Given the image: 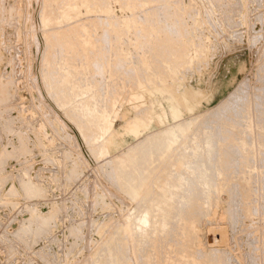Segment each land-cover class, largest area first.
<instances>
[{
    "label": "rangeland",
    "instance_id": "1",
    "mask_svg": "<svg viewBox=\"0 0 264 264\" xmlns=\"http://www.w3.org/2000/svg\"><path fill=\"white\" fill-rule=\"evenodd\" d=\"M71 10L74 12L73 16ZM46 14L55 17L52 18L54 21L45 23ZM72 23L79 24L76 28L80 33L77 29L75 31V27L70 28ZM80 25L82 26L80 27ZM56 26L61 29L58 34L54 30L58 29ZM64 57L65 59H63ZM68 62L70 63L68 64ZM241 66L243 69L238 72ZM69 67H71L70 70H68ZM164 68L165 71H163ZM169 68L171 72H168ZM152 72L154 76L151 75ZM212 78H217L216 81L219 79L218 83L221 79L223 82V84H219L221 91L218 89V83H215V79L213 81ZM210 80L214 82V85ZM227 80H232L229 81V85ZM75 82L76 84H74ZM138 82H141L140 86ZM224 82L228 85L227 87ZM73 85L77 88L74 89ZM212 85L217 86L214 92L211 90L214 96L211 95L209 101L205 100L203 95L207 92L210 93ZM148 86L153 89L155 87L165 89V95L168 97L174 94L180 95L171 97L172 99L182 97L187 92L188 94L186 93L185 96L191 100L192 106L189 104L185 107L182 100L178 102L179 106L182 102L184 105L180 106L182 113L179 118L177 117V123L181 125L183 123L184 131H176L178 132L176 141L173 143L174 145L172 144V148H165L164 155L161 156L158 152L152 155L151 162L149 161L150 163L145 167L144 175L142 174L146 180L141 177V184L140 178H136L138 182L130 181V184L135 182L134 185L132 184L134 190L131 187L128 190L127 177L123 176V172L128 169H124L119 161L117 162L119 159L117 157L133 145L135 151L139 150L141 143L143 145L145 141V143L152 142L155 140L154 137L160 135V131L167 127L170 129L176 124V118L171 122H161L154 118V124L151 127L147 125L151 119L150 112L146 111H150V108L152 111L158 109V103L154 97L145 96L142 93L147 90ZM82 87L83 89H81ZM69 88L70 90H68ZM140 89L141 91H139ZM173 90L175 91L173 92ZM122 91L124 93L132 92H129V96L125 93L126 97V95H122ZM257 92L260 94L258 95ZM117 93L119 95L121 93V97ZM116 94L117 97H115ZM254 94L255 96H253ZM122 96L128 100L125 98L124 101ZM231 97L235 99H231ZM261 98L263 99L261 100ZM227 99L231 100L228 102ZM248 99L253 102V109L256 113L251 111L250 116L253 113L251 117L255 122L254 127L257 125V128H252V133L255 134L254 139L248 132L247 138L252 137V148H247L248 152H246L245 147L244 153L243 148L235 145L233 133L237 130L238 125L236 126V124H239L240 121L244 122L242 119L247 122V114V117L244 115L242 119L238 114L241 113V104ZM232 100L234 101L232 102ZM263 100L264 0H0V264H114V262H116L115 264H170L172 261H174L172 264H190V259L188 261L183 256L187 251L198 259L199 264H214V260H211L213 256L215 264H225L226 261V264H236L237 262V264H264L263 245H261L262 250L260 249V244L264 240L262 237L264 236V225H260L263 221L264 214L262 215L261 211L264 210V204L262 205V199L258 198L259 194L260 198H264L262 193L264 188L261 187H264V174L262 175L264 173V164L262 163L264 162V154H262L264 150V119L259 114L260 110L257 113L258 110L255 109L257 105L261 106L262 103L264 105ZM221 101L223 105L229 106L231 109L223 108ZM257 101L260 104H257ZM224 102H227V105ZM108 103L111 105L109 108L107 107ZM238 103L239 106H235ZM218 107H221V110ZM235 107H237L236 110H240L235 111ZM125 109H127L125 111L127 114L124 112ZM224 109L226 110L223 111ZM212 112L214 113L211 115ZM233 114L235 117L239 116V122ZM106 116H111L113 131L100 132L98 129L103 123L102 119L107 118ZM135 118L138 120L140 118L142 122L145 121L143 127H146L138 130L136 134L138 133L140 136L137 134L136 137V134L132 136L124 132L125 127L133 122L129 123V120ZM190 121L192 122L190 123ZM233 121L234 123L237 121L235 126L232 124ZM259 123L260 126H258ZM188 126L190 127L188 128ZM233 126L236 128L233 129ZM258 128H261V134L256 133ZM143 129L146 130L142 131ZM219 129L223 131L221 132ZM117 131L122 135L120 144L118 147L116 146L117 148L105 149L107 136ZM258 132L260 133V129ZM89 133L93 134L92 138ZM105 133L106 135H103ZM213 135L214 137H212ZM256 135V143L261 141L262 145L253 141L256 139ZM260 135L263 140L260 138L258 140ZM104 138L105 141H103ZM206 140L212 145H209ZM248 140L251 141L249 138ZM253 145L256 146L254 152H252ZM98 146L99 149H97ZM234 146L237 148L235 149ZM260 146L263 147L262 150L259 148ZM218 148H222V150ZM238 148H240L239 151ZM236 150L242 154L240 155ZM249 150H251L252 156ZM173 153L175 156L172 155ZM232 153L233 155H231ZM235 154L240 155V160H238L239 156H234ZM243 154L244 159H241ZM211 155L212 160H210ZM183 156L186 157V164L181 167L179 159L182 160ZM221 160H225L224 163ZM241 160L248 163L247 165L249 162L254 164L251 170L259 169H256L255 172L252 171V175H255L257 171H262L260 174L263 177L256 174L259 177L257 180L261 179V181H255L256 175L251 176L253 183L258 182L259 184L257 186L255 183L254 188L250 183L251 179L249 183L252 185L246 184L247 188L244 185L246 191L254 192L253 196L255 194L252 198V193H249L252 199L248 197L247 200V202L252 200L251 203L248 202L249 206L255 202L250 206H254L250 208L253 214L251 213L252 215L247 219L240 215L237 216L238 218L234 216V220L231 209L234 204L232 201L236 203L237 198H240L237 196L241 195L238 193L241 190L240 186L237 187L239 183H235L238 182L236 179L240 176L237 172L239 164L241 166L243 163H240ZM112 161L116 165L118 164L119 169ZM227 162L230 163L227 164ZM225 163L226 165H224ZM258 166L260 167L258 168ZM116 168L117 170L122 168L123 171L119 173L120 175L116 172ZM207 173L208 175H206ZM232 175L233 180L230 178ZM123 179L126 182L124 185ZM175 182H178L176 184L178 186L173 189ZM151 183L154 184L151 185ZM163 186L172 188L175 196L168 212L170 215L166 219L165 229L160 227L156 229L155 227L163 219V215L151 207V200L156 197L155 193H158ZM229 186H232V189ZM258 188L262 189L258 191ZM229 195L232 196L229 197ZM151 196L153 197L151 198ZM233 197L235 198L232 199ZM254 198L255 200H253ZM209 199L211 200L206 202ZM228 201L232 202V205ZM228 204L232 207L227 206ZM258 205L263 206V209ZM149 207L150 210L154 209L151 211L153 213L150 217L151 223L146 224L142 228L145 230L142 231L138 227L137 218ZM228 207L232 216L225 210ZM178 210L179 212H176ZM222 211L226 213L223 214ZM220 213L223 214L221 217ZM203 215L204 217H202ZM228 217L233 224L227 220ZM186 220H192L193 224H196L194 234L185 235ZM216 224L228 230L227 233L232 240L230 239L227 246L219 238L218 233L212 232ZM254 224L262 227L258 226L257 228ZM117 225L118 227H116ZM123 227L125 230L127 229L125 227H128L126 233H123L125 232ZM238 229L240 230L238 231ZM261 229H263L262 233L258 231ZM119 230L120 234L118 235ZM248 230L249 232H247ZM122 234L127 235L124 237ZM237 235L242 238L239 239ZM247 236H249V241L246 239ZM171 238L176 244L170 241ZM122 244L123 247H121ZM190 244L191 246H188ZM166 249L169 251L167 252ZM247 251L249 252L247 253ZM258 251L263 255V258ZM211 252L214 254L212 255ZM204 253L205 255H203ZM253 253L257 255L254 256ZM137 254L140 255L139 258L136 257ZM220 260L223 262L221 261V263ZM255 260L256 262H254Z\"/></svg>",
    "mask_w": 264,
    "mask_h": 264
},
{
    "label": "bare ground",
    "instance_id": "2",
    "mask_svg": "<svg viewBox=\"0 0 264 264\" xmlns=\"http://www.w3.org/2000/svg\"><path fill=\"white\" fill-rule=\"evenodd\" d=\"M67 1V0H66ZM68 1H70V0H68ZM139 2V1H138ZM131 3V2H130ZM173 3V2H172ZM228 3V2H227ZM68 4H69V2H68ZM71 5H72V3H70ZM136 5V4H135ZM175 5V4H174ZM66 6V5H65ZM64 6V7H65ZM154 6V5H153ZM164 6V5H163ZM163 6H161V7H163ZM137 7V6H136ZM155 7V6H154ZM166 7V6H165ZM68 8V7H67ZM156 8V7H155ZM46 9V8H45ZM65 9H66V7H65ZM152 9V8H151ZM70 10V9H69ZM68 10V11H69ZM73 10V9H72ZM71 10V11H72ZM63 11H65V10H63ZM141 11V10H140ZM49 12V11H48ZM142 12V11H141ZM50 13V12H49ZM70 13V12H69ZM68 13V14H69ZM53 14V13H52ZM51 14V15H52ZM64 14V13H63ZM72 14H74V12L72 11V13H71V15ZM47 16H46V18H45V23H51L52 21H54V19H52V18H55V17H51L50 16V14L48 15V14H46ZM70 15V14H69ZM79 15V14H78ZM111 15V14H110ZM139 15V14H138ZM144 15H145V13H144ZM45 16V15H44ZM73 16V15H72ZM147 16V15H146ZM146 18V17H145ZM81 19V18H80ZM79 19V20H80ZM112 19V18H111ZM64 21V20H63ZM81 21V20H80ZM75 23H76V21H74ZM77 22H78V20H77ZM108 22V21H107ZM71 23V22H70ZM75 23H72V25L70 26V28L72 29V28H74L75 27V31H76V29L78 28V26H79V24H75ZM123 23V22H122ZM84 24V23H83ZM126 24V23H125ZM53 25V24H52ZM67 25V24H66ZM65 26V25H64ZM82 25H80V27H81ZM57 27V26H56ZM77 27V28H76ZM85 27H86V25H85ZM55 28V27H54ZM58 29L60 28V27H57ZM62 28V27H61ZM82 28H84V27H82ZM54 29L55 30V32L58 34V33H60L61 32V29ZM65 29V28H64ZM124 29V28H123ZM142 29H144V28H142ZM66 30V29H65ZM78 30V29H77ZM44 31H46V30H44ZM49 31V30H48ZM71 31H73V30H71ZM86 31V30H85ZM88 31H89V29H88ZM114 31H116V30H114ZM64 32V31H63ZM78 32H79V30H78ZM81 32H84L83 30H81ZM119 32V31H118ZM80 33V32H79ZM87 34V33H86ZM120 35V34H119ZM90 36V35H89ZM87 37H88V35H87ZM74 38H75V36H74ZM92 39V38H91ZM77 40H78V38H77ZM65 41V40H64ZM84 41V40H83ZM192 41V40H191ZM71 42H72V40H71ZM79 43H81V41H79ZM92 43V42H91ZM78 44V43H77ZM72 45V44H71ZM74 45H75V43H74ZM157 45H158V43H157ZM160 45V44H159ZM163 45V44H162ZM167 45V44H166ZM193 45V44H192ZM69 46V45H68ZM190 46V45H189ZM93 47V46H92ZM156 47V46H155ZM91 48V47H90ZM165 48H166V46H165ZM164 48V49H165ZM68 49V48H67ZM71 49V48H70ZM83 49H84V47H83ZM153 49V48H152ZM155 49V48H154ZM157 49V48H156ZM162 49V48H161ZM167 49V48H166ZM88 50V49H87ZM93 50V49H92ZM159 50V49H158ZM89 51V50H88ZM160 51H163V50H160ZM165 51V50H164ZM94 52V51H93ZM84 53V52H83ZM72 54V53H71ZM163 54V53H162ZM83 55H86V54H83ZM158 55H159V53H158ZM166 55V54H165ZM64 56H66V55H64ZM125 56V55H124ZM164 56V55H163ZM187 56V55H186ZM61 57H62V55H61ZM84 57H86V56H84ZM88 57V56H87ZM185 57V56H184ZM163 58V57H162ZM165 58V57H164ZM48 59H50V58H48ZM63 59H65V57L63 58ZM90 59V58H89ZM156 59V58H155ZM67 60V59H66ZM165 60H167L166 58H165ZM46 61V60H45ZM144 61V60H143ZM86 62V61H85ZM66 63V62H65ZM70 62H68V64H69ZM88 63H89V61H88ZM141 63V62H140ZM75 64V63H74ZM146 64V63H145ZM145 64H143V65H145ZM163 64H164V60H163ZM72 66H74L73 64H71ZM150 65V64H149ZM171 65V64H170ZM177 65V64H176ZM181 65V64H180ZM240 65V64H239ZM76 66V65H75ZM91 66V65H90ZM89 66V67H90ZM172 66V65H171ZM174 66V65H173ZM172 66V67H173ZM50 67V66H49ZM65 67V66H64ZM68 67V66H67ZM150 67H151V65H150ZM178 67V66H177ZM76 68H77V66H76ZM174 68H175V66H174ZM57 69V68H56ZM71 69V67H69V69L68 70H70ZM139 69V68H138ZM161 69V68H160ZM240 69L242 70L243 68H242V66H241V68L239 67V69H238V72L240 71ZM77 70V69H76ZM94 70V69H93ZM157 69H155V71H156ZM172 70H174V69H172ZM77 71H79V70H77ZM138 71V70H137ZM158 71V70H157ZM163 71H165V68H164V70ZM49 72V71H48ZM114 72V71H113ZM133 72V71H132ZM146 72V71H145ZM168 72H171L170 71V68H169V70H168ZM62 73V72H61ZM78 73V72H77ZM125 73V72H124ZM159 74V73H158ZM163 74V73H162ZM72 75H73V72H72ZM74 75H75V73H74ZM78 75V74H77ZM137 75V74H136ZM151 75H153V72H152V74ZM150 75V76H151ZM154 76V75H153ZM155 76H156V78H157V75L155 74ZM230 76H231V74H230ZM48 77V76H47ZM55 77V76H54ZM62 77V76H61ZM72 77H74V76H72ZM132 77V76H131ZM229 77V76H228ZM227 77V79H229ZM63 78V77H62ZM125 78V77H124ZM164 78V77H163ZM232 78V77H231ZM70 79V78H69ZM138 79V78H137ZM155 79V78H154ZM162 79V78H161ZM213 79V81H214V79L215 78H212ZM217 79V78H216ZM216 79H215V83L219 80H217L216 81ZM225 79V78H224ZM233 79V78H232ZM135 80H136V78H135ZM149 80V79H148ZM153 80V79H152ZM226 80V79H225ZM117 81H119V80H117ZM132 81V80H131ZM130 81V82H131ZM138 81H139V79H138ZM150 81V80H149ZM157 81V80H156ZM162 81V80H161ZM213 81H211L210 80V82H213ZM229 81H232V80H227V82H228V85H229ZM56 82V81H55ZM203 82V81H202ZM214 82H213V85H214ZM220 83H222L223 84V82L221 81V79H220V81H219ZM68 83V82H67ZM139 83V86H140V83L141 82H138ZM150 83H152V82H150ZM153 83H154V80H153ZM157 84H158V82H156ZM218 83V82H217ZM220 83H218L217 85H218V89H219V84ZM225 83V82H224ZM69 84V83H68ZM74 84H76V82L74 83ZM131 84V83H130ZM136 84H137V82H136ZM161 84V83H160ZM212 84V83H211ZM222 84H221V86H222ZM226 84V83H225ZM224 84V85H225ZM55 85V84H54ZM59 85V84H58ZM66 85V84H65ZM70 85H71V83H70ZM70 85H68V86H70ZM123 84H121V86H122ZM129 85V84H128ZM138 85V84H137ZM136 85V86H137ZM142 86H143V84H141ZM149 85V84H148ZM152 85V84H151ZM174 85V84H173ZM211 86L212 88H210V93H204L205 95H203L206 99L205 100H210V97H212V96H214V94L212 95V91L211 90H213V92H214V89H215V87L217 88V86L215 85V86ZM223 85V86H224ZM227 84H226V87L228 86ZM60 86H62V85H60ZM74 86V85H73ZM77 86V85H76ZM84 86H86V85H84ZM133 86V85H132ZM156 86V85H155ZM165 86V85H164ZM179 86V85H178ZM67 87V86H66ZM87 87V86H86ZM123 87H124V85H123ZM160 87H161V85H160ZM160 87H155L154 89L151 87H149L148 86V88H147V90H144L142 93L143 94H145V96H149V97H154V100L155 101H157V103H158V109L157 110H153L152 111V108H150V111H146V112H150V119L151 120H149L150 122H149V124H147L148 126H152V124H154V118H157V119H159L161 122H171V121H173V119L174 118H176V124L175 125H173V126H171V128L170 129H167V128H165V129H163L162 131H160L161 133H160V135L158 136L157 135V137L155 138L154 137V139L155 140H153L152 142H149V143H145L144 141V143H143V145H142V143H141V145H140V148H139V150H137V151H135V149H134V145L133 146H130V147H128L125 151H123L122 152V156L120 155L119 157H117V158H119L118 160H117V162L119 161V163L121 164V166L122 167H124V169H128V171H124L123 172V176H126L125 178L128 180V182H127V184H126V186H128V190L130 189V187L134 190V188L132 187L133 185H134V183L135 182H133L132 184H130V181H134V180H136L137 181V179L136 178H140V184L142 183L141 182V177L142 178H144L145 180H146V178L145 177H143V173H144V170L146 171V169H145V167H146V165L148 166V164L151 162L150 160H151V158H152V155H155V153H159L161 156L162 155H164L165 153V148L167 149V148H172V144L176 141V138H177V134L176 133H178L179 132V130H181V131H184V129H182V125H183V123H182V125L180 124V123H177V119L179 118V115H181L180 113H182V112H180V110L182 111V109H180L181 107L180 106H184V105H182L183 104V102L185 103V107L186 106H189V104H190V101L191 100H188V98L185 96L186 95V93H185V95H183L182 97H178V98H176V99H172L171 97H176V95H179V94H174L173 96H167V95H165V89H163V88H160ZM174 87V86H173ZM176 87V86H175ZM225 87V86H224ZM64 88V87H63ZM74 89L75 88H77V87H73ZM133 88V87H132ZM134 88H136V87H134ZM139 88V87H138ZM141 88V87H140ZM145 88H146V84H145ZM150 88V90H148ZM57 89H58V87H57ZM65 89V88H64ZM81 89H83V87L81 88ZM128 89V88H127ZM131 89V88H130ZM143 89V88H142ZM221 89V88H220ZM219 89V90H220ZM223 89V88H222ZM68 90H70V88L68 89ZM133 90V89H132ZM136 90H137V88H136ZM175 90H176V88H175ZM175 90H173V92L175 91ZM178 90V89H177ZM216 90V89H215ZM260 90V89H259ZM134 91H135V89H134ZM139 91H141V89L139 90ZM187 91V90H186ZM221 91V90H220ZM258 91V90H257ZM64 92V91H63ZM115 92V91H114ZM119 92H121L120 91V89H119ZM127 92V91H126ZM125 92V93H126ZM130 91H128V93H126V94H128V96H129V94L132 92H130ZM176 92H178V91H176ZM223 92V91H222ZM124 93V91H122V95L124 96V95H126ZM135 93L137 94V91H135ZM134 92H133V94H135ZM190 93H191V91H190ZM258 93V92H257ZM118 95H119V93H117ZM117 94H116V96L115 97H117ZM188 94V93H187ZM201 94V93H200ZM221 94V93H220ZM260 93H258V95H259ZM263 94V93H262ZM115 95V94H114ZM113 95V96H114ZM120 95H121V93H120ZM119 95V96H120ZM182 95V94H181ZM212 95V96H211ZM122 96V97H123ZM131 96V95H130ZM180 96V95H179ZM192 96V95H191ZM195 96V95H194ZM201 96V95H200ZM232 96V95H231ZM246 96V95H245ZM253 96H255V94L253 95ZM57 97H59L58 95H57ZM121 97V96H120ZM126 97H127V95H126ZM125 97V98H126ZM134 97H135V95H134ZM139 97H141V96H139ZM230 97V96H229ZM119 98V97H118ZM118 98H116V99H118ZM124 98V97H123ZM122 98V99H123ZM125 98H124V101H125ZM133 98V97H132ZM131 98V99H132ZM137 98H138V96H137ZM136 98V99H137ZM196 98H198V96H196ZM200 98V97H199ZM203 98V97H202ZM235 99L234 97H231V99ZM241 98H243V97H241ZM247 98V97H246ZM254 98H256V97H254ZM111 99H114V98H112L111 97ZM121 99V98H120ZM119 99V100H120ZM130 99V98H129ZM153 99V98H152ZM212 99V98H211ZM231 99H227L228 100V102L231 100ZM244 99V98H243ZM263 98H261V100H262ZM126 100H128L127 98H126ZM180 100H182L183 102H182V104L179 106V104H178V102L180 101ZM196 100V99H195ZM199 100V99H198ZM258 100V99H257ZM114 101V100H113ZM116 101V100H115ZM114 101V102H115ZM194 101V100H193ZM234 100H232V102H233ZM241 101V100H240ZM244 101V100H243ZM251 101H252V99H251ZM264 101V100H263ZM263 101H261V102H263ZM181 102V101H180ZM195 102V101H194ZM207 102V101H206ZM242 102V101H241ZM240 102V103H241ZM86 103V102H85ZM156 102H154V104H155ZM156 103V104H157ZM225 103V102H224ZM252 103L253 102H250V100L248 99V101H244V103H242L241 105H242V107H241V113H236V114H238V115H240L241 117V119H242V117L245 115L246 116V114L248 115V117L246 118L247 120V122H245V120H243L242 119V121H244L243 123L240 121L239 122V116L238 117H235L234 116V114H233V116L235 117V118H238V122H239V124H236V126L238 125V127L236 128V127H234L235 126V123H237V121L234 123V121L232 122V124H234V126H233V129H237L235 132L234 131H231V132H234L233 133V140H235V145L237 146V147H240V148H243V150L242 151H244V148L246 147V152H248L247 151V148L249 149L250 147L252 148V137L251 136H249L248 138L249 139H251V141H249L248 140V138H247V134H248V132L250 133V134H252V136H253V139H254V135H253V133H252V128L254 127V123L255 122H253V120H252V117L251 116H253L252 114H251V116H250V112L251 111H253L254 112V109H253V105H252ZM255 103H256V100H255ZM259 102L257 101V104H258ZM109 104V103H108ZM219 104H220V102H219ZM219 104H218V106H219ZM221 104H222V101H221ZM226 105H227V102L225 103ZM230 104V106H231V102L229 103ZM257 104H255V105H257ZM260 104V103H259ZM82 105H83V103H82ZM151 105H152V102H151ZM191 105V104H190ZM223 105V104H222ZM233 105V104H232ZM261 106H255V109L256 110H258V112L257 113H259V110H260V116L262 117L263 116V119H264V110H262L263 108H264V105H263V103L262 104H260ZM88 106H90V105H88ZM192 106V105H191ZM190 106V107H191ZM221 106V105H220ZM235 106H239V103L238 104H236ZM263 106V108L261 109V107ZM83 107V106H82ZM85 107H86V105H85ZM107 107L109 108V107H111V105L109 104V106L107 105ZM106 107V108H107ZM189 107V108H190ZM217 107V106H216ZM224 107H226L225 105H223V108ZM227 107H229V106H227ZM226 107V108H227ZM249 107H250V109H249ZM252 107V108H251ZM74 108V107H73ZM90 108H91V106H90ZM121 108V107H120ZM188 108V109H189ZM221 108V107H220ZM219 107H218V109H220ZM230 108V107H229ZM233 108V107H232ZM236 108L237 107H235V111H237L236 110ZM238 108H240V107H238ZM105 109V108H104ZM113 109V108H112ZM124 109V108H123ZM128 109V108H127ZM127 109H125L124 110V112L127 110ZM144 109H146V108H144ZM187 109V108H186ZM217 109V110H218ZM231 109V108H230ZM251 109H253V110H251ZM93 110V109H92ZM221 110V109H220ZM219 110V111H220ZM226 109H224L223 111H225ZM240 110V109H239ZM238 110V111H239ZM78 111V110H77ZM110 111V110H109ZM190 111V110H189ZM227 111H228V109H227ZM226 111V112H227ZM229 111H231V110H229ZM80 112V111H79ZM143 112V111H142ZM218 112V111H217ZM234 112V111H233ZM69 113H70V111H69ZM73 113H75V112H73ZM88 113V112H87ZM95 113V112H94ZM126 114H127V112H125ZM144 113V112H143ZM143 113H142V115H143ZM214 112H212L211 113V115L213 114ZM216 113V112H215ZM224 113V112H223ZM228 113V112H227ZM231 113V112H230ZM254 113H256V112H254ZM84 114V113H83ZM109 114V113H108ZM116 114V113H115ZM121 114H123V113H121ZM218 114V113H217ZM222 114V113H221ZM220 114V115H221ZM225 114V113H224ZM259 114H258V116H259ZM72 115V114H71ZM81 115V114H80ZM94 115V114H93ZM111 115H112V113H111ZM125 115V114H124ZM147 115V114H146ZM74 116V115H73ZM125 116H127V115H125ZM138 116V115H137ZM141 116V115H140ZM200 116V115H199ZM257 116V117H258ZM77 117H79V115H77ZM85 117V116H84ZM103 117V116H102ZM107 117V116H106ZM145 117V116H144ZM178 117V118H177ZM198 117V116H197ZM74 118H75V116H74ZM124 118V117H123ZM245 118V117H244ZM260 118V117H259ZM149 119V118H148ZM229 119H230V117H229ZM146 120H147V118H146ZM102 121H103V123H102V125L99 127V131L100 132H106V131H110V130H112V120H111V116L110 117H107V118H103L102 119ZM133 121V122H132ZM257 121H258V118H257ZM130 122H132V123H130ZM145 122V121H144ZM144 122H142V121H140V118H139V120L138 119H132L131 121L129 120V123H130V125H128V126H126L125 127V129H124V132H127V133H129V134H131L132 136H134L135 134H136V132H138V130L140 131V129L145 125L144 124ZM147 122H148V120H147ZM179 122V121H178ZM189 122V121H188ZM192 121H190V123H191ZM229 122V121H228ZM208 123V122H207ZM223 123H224V121H223ZM258 123V122H257ZM128 124V123H127ZM211 124V123H210ZM219 124V123H218ZM226 124H227V122H226ZM226 124H225V126H226ZM99 125V124H98ZM146 125V126H147ZM186 125V124H185ZM262 125V124H261ZM198 126V125H197ZM205 126V125H204ZM204 126H202V127H204ZM206 126H208V125H206ZM205 126V127H206ZM221 126V125H220ZM224 126V127H225ZM257 126V125H256ZM254 127V128H257V127ZM258 126H260V123H259V125ZM184 127V126H183ZM190 126H188V128H189ZM143 128H146V127H143ZM212 128V127H211ZM219 128V127H218ZM228 128V127H227ZM231 128H232V126H231ZM261 128H263L262 126H261ZM261 128H258V129H260V133L258 132V129H256L257 130V132L256 133H258V134H261ZM201 129V128H200ZM203 129V128H202ZM223 129H225V128H223ZM264 129V128H263ZM262 129V130H263ZM144 130H146V129H143L142 131H144ZM150 130V129H149ZM216 130V129H215ZM220 131H221V129H219ZM232 130V129H231ZM255 130V131H256ZM113 131V130H112ZM148 131V130H147ZM176 131H178V132H176ZM217 131V130H216ZM223 131V130H222ZM221 131V132H222ZM251 131V132H250ZM201 132V131H200ZM209 132V131H208ZM228 132V131H227ZM207 133V132H206ZM206 133H205V136H206ZM213 133V132H212ZM216 133V132H215ZM217 133H219L218 131H217ZM255 133V132H254ZM90 135H91V138H92V136H93V134H91V133H89ZM96 134H97V132H96ZM95 134V135H96ZM138 134V133H137ZM135 135V137L136 136H138V135ZM224 134V133H223ZM95 135H94V137H95ZM103 135H106V133L105 134H103ZM147 135H150V134H147ZM179 135V134H178ZM229 135V134H228ZM232 135V134H231ZM89 136V135H88ZM121 132H119V131H117V132H112V133H110L109 134V136H107L108 138H107V140H106V146H105V144H104V146H105V149H107V150H110V149H113L114 147H118V144H120V141H121ZM140 136V135H139ZM200 136V135H199ZM198 136V137H199ZM209 136H211V135H209ZM227 136V135H226ZM90 137V136H89ZM150 137V136H149ZM185 137V136H184ZM194 137H195V134H194ZM207 137V136H206ZM212 137H214V135L212 136ZM147 138V137H146ZM217 138H219L218 136H217ZM226 138H228L229 139V137H226ZM256 139L255 140H253L255 143H256V141H257V135H256V137H255ZM259 138H260V140L262 139L263 140V137L261 138V135L258 137V140H259ZM145 139V138H144ZM150 139V138H149ZM183 139H185V138H183ZM182 139V140H183ZM203 139V138H202ZM202 139H201V141H202ZM210 139H211V137H210ZM225 139V138H224ZM93 140V139H92ZM146 140V139H145ZM179 140H180V138H179ZM197 140V139H196ZM216 140V139H215ZM221 140V139H220ZM227 140V139H226ZM232 140V142H234ZM96 141H98L97 139H96ZM103 141H105V138H104V140ZM150 141H151V139H150ZM186 141V140H185ZM200 141V140H199ZM198 141V142H199ZM200 141V142H201ZM207 141V143H208V140H206ZM217 141H218V139H217ZM225 141V140H224ZM194 142H195V140H194ZM209 142H210V140H209ZM215 142V141H214ZM213 142V143H214ZM218 142H220V141H218ZM221 142H222V140H221ZM178 143V142H177ZM254 143V144H255ZM260 143H261V141H260ZM260 143H256V144H258V145H262V144H260ZM101 144V143H100ZM138 144V143H137ZM209 144V143H208ZM225 144V143H224ZM233 144V143H232ZM264 144V143H263ZM174 145V144H173ZM179 145H181L180 143H179ZM202 145H204V144H202ZM209 145H212V144H209ZM221 145V144H220ZM219 145V146H220ZM99 146H101V145H99ZM99 146H98V148L97 149H99ZM136 146V145H135ZM229 146H230V144H229ZM228 146V147H229ZM236 146H234L235 147V149L237 148ZM116 147V148H117ZM138 147H139V144H138ZM177 147V146H176ZM182 147V146H181ZM202 147H204V146H202ZM206 147V146H205ZM218 147V146H217ZM217 147H215V148H217ZM253 147H254V145H253ZM256 147V146H255ZM255 147H254V149H253V151L252 152H254V150H255ZM258 147V146H257ZM178 148V147H177ZM194 148V147H193ZM196 148V147H195ZM212 148V147H211ZM224 148V147H223ZM240 148H238V151H239V149ZM259 148H261V146L259 147ZM258 148V149H259ZM199 149H200V147H199ZM218 149H220V148H218ZM263 149V147L261 148V150ZM107 150H106V152H107ZM206 150V149H205ZM208 153L210 152L209 151V146H208ZM213 150H214V147H213ZM217 150V149H216ZM220 150H222V148L220 149ZM224 150V149H223ZM230 150V149H229ZM228 150V151H229ZM240 150V151H241ZM104 151V150H103ZM102 151V152H103ZM204 151V150H203ZM225 151H226V146H225ZM237 151V150H236ZM235 151V152H236ZM237 151V153H239ZM250 151L251 150H249V153H250ZM101 152V151H100ZM110 152V151H109ZM168 152V151H167ZM170 152V151H169ZM174 152V151H173ZM232 152V151H231ZM263 152H264V150H263ZM262 152V154H264ZM97 154H98V151L96 152ZM164 153V154H163ZM171 153V152H170ZM177 153V152H176ZM180 153V152H179ZM199 153H200V151H199ZM206 153V152H205ZM216 153V152H215ZM220 153V152H219ZM244 153H245V151H244ZM248 153V154H249ZM258 153V152H257ZM105 154H107V153H105ZM223 154H224V152H223ZM227 154V153H226ZM240 155L242 154V153H239ZM260 154H261V152H260ZM172 155H174V153L172 154ZM186 155V154H185ZM197 155V154H196ZM210 155V154H209ZM212 155H214V154H212ZM212 155H211V159L210 160H212ZM216 155H218V154H216ZM230 155V154H229ZM228 155V156H229ZM231 155H233V153L231 154ZM240 155H234L235 157L236 156H239V159L238 160H240ZM250 155H251V153H250ZM159 156V155H158ZM157 156V157H158ZM175 156V155H174ZM222 156V155H221ZM252 156V155H251ZM251 156H249L250 158H251ZM166 157V156H165ZM169 157V156H168ZM184 158L182 159V160H180L179 159V166H185V164H186V157L185 156H183ZM202 157V156H201ZM215 157V156H214ZM230 157V156H229ZM228 157V159H230ZM243 157V158H242ZM246 157V159H247V156H245ZM194 158H196V157H194ZM199 158H200V156H199ZM220 158V157H219ZM232 158V157H231ZM154 159H156V158H154ZM170 159V158H169ZM206 159V158H205ZM241 159H244V154H243V156H241ZM249 159V158H248ZM252 159V158H251ZM158 160V159H157ZM199 160V159H198ZM201 160V159H200ZM204 160V159H203ZM232 160V159H231ZM111 161V160H110ZM109 161V162H110ZM115 161V160H114ZM114 161H112V163H114ZM150 161V162H149ZM213 161H214V158H213ZM218 161V160H217ZM225 161V160H224ZM224 161H222L221 160V162H223L224 163ZM235 161V160H234ZM233 161V162H234ZM260 161V160H259ZM200 162V161H199ZM236 162V161H235ZM243 162V163H242ZM245 161H243V160H241V162L240 163H242V165L240 166V164H239V170H238V172H237V174L239 173V175L240 176H238V179H236L238 182H235L236 184L237 183H239L238 185H237V187H239V188H241V190H239L240 192H238V190H237V192L238 193H241V195L239 194H237L238 196L237 197H240V198H237V201H236V203H235V201H232V202H234V204L232 205L231 203H230V201H228L231 205V207H232V209H231V213H233L232 215H233V218H234V216L236 217V218H238L237 216H242L243 218H245V219H247V218H249L250 217V215H252L253 213V211H251L250 210V208H253V207H250V206H252L253 205V203H255V202H253L250 206H249V203H251L252 202V200H251V202H247V200H248V197H250L251 195V197L253 198L254 196H255V194H254V196H253V193L252 192H249V191H246L247 189H245V188H247V186H246V184L247 185H252V187L254 188L255 187V183H253L254 181H252V178L256 175V174H260L261 172L260 171H257V173L253 176L252 175V171L253 170H251L252 168H253V165L252 164H250L251 162H249V165H247L246 163H244ZM206 163V162H205ZM230 163V162H229ZM228 162H227V164H229ZM237 163V162H236ZM235 163V164H236ZM239 163V162H238ZM263 164H264V162H262ZM119 164V165H120ZM173 164V163H172ZM208 164V163H207ZM212 164V163H211ZM231 164H232V161H231ZM230 164V165H231ZM244 164V165H243ZM246 164V165H245ZM114 165H115V167H117L118 169H119V167H118V164L116 165L115 163H114ZM213 165V164H212ZM224 165H226V163L224 164ZM252 167H251V166ZM261 165V164H260ZM151 166H153V165H151ZM222 166V165H221ZM232 166H233V164H232ZM237 165H235V167H236ZM255 166H257V165H255ZM155 167H156V165H155ZM154 167V168H155ZM231 167V166H230ZM260 166H258V168H259ZM117 168H116V172H118V174L120 173V172H122L123 170H122V168H121V170H117ZM161 168H163V167H161ZM210 168V167H209ZM237 168V167H236ZM237 168V169H238ZM193 169V168H192ZM207 169V168H206ZM232 169H233V167H232ZM236 169V170H237ZM257 169V168H256ZM256 169H255V171H256ZM263 169V168H262ZM151 170V169H150ZM153 170V169H152ZM151 170V171H152ZM203 170V169H202ZM209 170H211V169H209ZM208 170V171H209ZM225 170V169H224ZM229 170V169H228ZM235 170V171H236ZM257 170H259V169H257ZM149 171V170H148ZM160 171V170H159ZM161 171H162V169H161ZM234 171V172H235ZM255 171H253V172H255ZM168 172V171H167ZM193 172V171H192ZM210 172V171H209ZM213 172V171H212ZM222 172H223V170H222ZM229 172V171H228ZM226 173V172H225ZM117 174V175H118ZM122 174V173H121ZM143 174V175H142ZM148 174V173H147ZM158 174V173H157ZM183 174V173H182ZM199 174H200V172H199ZM227 174V173H226ZM226 174H224V175H226ZM229 175H230V173H228ZM234 174V173H233ZM264 173H262V175H263ZM120 175V174H119ZM206 175H208V173L206 174ZM261 175V174H260ZM261 175V176H262ZM116 176V175H115ZM114 176V177H115ZM149 176V175H148ZM179 176H180V174H179ZM251 176H253L252 178H251ZM260 176V177H261ZM264 176V175H263ZM262 176V177H263ZM120 177V176H119ZM178 177V176H177ZM256 177V178H255ZM254 177V179H256L255 181H258V180H260L261 181V179H258L257 180V178H259V177H257V175ZM153 178V177H152ZM154 178H155V176H154ZM153 178V179H154ZM192 178V177H191ZM206 178H207V176H206ZM217 178V177H216ZM221 178V177H220ZM230 178H232V180H233V175H232V177H230ZM230 178H229V180H230ZM153 179H151L152 181H153ZM202 179V178H201ZM225 179V178H224ZM235 179V178H234ZM250 179H251V181H250ZM118 180V179H117ZM120 180V179H119ZM126 180V181H127ZM235 180V181H236ZM263 180V179H262ZM113 181V180H112ZM116 181V180H115ZM151 181V182H152ZM205 181V180H204ZM211 181V180H210ZM231 181V180H230ZM249 181H250V183H252V184H250L249 183ZM117 182H119L120 183V181H117ZM123 185L126 183L125 182V179H123ZM138 182V181H137ZM137 182H136V184H137ZM207 182V181H206ZM219 182V181H218ZM232 182V181H231ZM234 182V181H233ZM263 182H264V180H263ZM122 183V182H121ZM178 182H175V186H173L172 188L173 189H175L178 185H176ZM185 183H186V180H185ZM208 183V182H207ZM234 183V184H235ZM260 183H262V182H260ZM118 184V183H117ZM135 184V185H136ZM152 184H154V183H151V185ZM157 184V183H156ZM183 184V183H182ZM187 184V183H186ZM185 184V185H186ZM197 184H199V183H197ZM258 184V182L256 183V185ZM264 184V183H263ZM139 185V184H138ZM150 185V186H151ZM163 185V184H162ZM168 185V184H167ZM190 185V184H189ZM216 185V184H215ZM232 185V184H231ZM246 187H245V186ZM259 185V184H258ZM257 185V186H258ZM159 186V185H158ZM242 186V187H241ZM257 186H256V188H257ZM122 187H124V186H122ZM135 187V186H134ZM145 187V186H144ZM153 187V186H152ZM189 187V186H188ZM211 187V186H210ZM230 187V186H229ZM228 187V188H229ZM232 187V186H231ZM230 187V188H231ZM233 187H234V185H233ZM237 187L235 188V189H237ZM245 187V188H244ZM262 188H264L263 186H261ZM118 188V187H117ZM137 189H138V187H136ZM154 188V187H153ZM153 188H152V190H153ZM172 188H168V187H165V186H163V187H161V189H160V191L158 192V193H155L156 194V197H154L152 200H151V207H153L156 211H159L160 213H162V215H163V219L158 223V225L155 227L156 229L158 228V227H160L161 229H165L164 227L167 225V223H166V219H167V217L170 215V213H168L169 212V210H170V208L172 207V203H173V197L175 196V192L173 191V189ZM186 188V187H185ZM202 188H204L203 187V185H202ZM233 188V189H234ZM252 188V189H253ZM262 188H260V189H262ZM156 189V188H155ZM190 189H191V187H190ZM189 189V190H190ZM227 189V188H226ZM232 189V188H231ZM259 188H258V191L260 190ZM122 190V189H121ZM126 190H127V187H126ZM126 190H125V192H126ZM220 190V189H219ZM249 190V189H248ZM257 190V189H256ZM262 190H264V189H262ZM250 191H252V190H250ZM235 192V191H234ZM233 192V193H234ZM256 192V191H255ZM127 193H129L128 191H127ZM134 193V192H133ZM199 193V192H198ZM228 194H229V192H227ZM249 193H252L251 195H249ZM262 193H263V195H264V191H262ZM142 194V193H141ZM210 194V193H209ZM212 194V193H211ZM235 194H236V192H235ZM140 195V194H139ZM144 195V194H143ZM142 195V196H143ZM148 195H149V193H148ZM213 195V194H212ZM232 195H234V194H232ZM232 195H229V197H231ZM133 196H134V194H133ZM186 196V195H185ZM185 196H183V197H185ZM193 196V195H192ZM205 196V195H204ZM207 196V195H206ZM228 196V195H227ZM236 196V195H235ZM130 197H131V195H130ZM135 197V196H134ZM137 197H138V195H137ZM150 197V196H149ZM153 196H151V198H152ZM188 197V196H187ZM210 197V196H209ZM209 197H207V198H209ZM250 197V198H251ZM264 197V196H263ZM199 198V197H198ZM235 197H233L232 199H234ZM249 198V199H250ZM251 198V199H252ZM257 198V197H256ZM258 198L259 199H262V201L261 202H263L262 203V205L264 204V201H263V199L264 198H260V194H259V196H258ZM144 199H145V197H144ZM176 199V198H175ZM193 199V198H192ZM215 199H216V197H215ZM240 201H239V200ZM211 199H209V200H206V202L208 201H210ZM253 200H255V198L253 199ZM139 201V200H138ZM144 201V200H143ZM194 201V200H193ZM259 201V200H258ZM218 202V201H217ZM260 202V201H259ZM259 202H256V203H259ZM146 203V202H145ZM190 203V202H189ZM201 203V202H200ZM130 204V203H129ZM135 204H136V202H135ZM196 204H197V202H196ZM206 204H208V203H206ZM213 204H215V203H213ZM137 205V204H136ZM259 205H261V204H259ZM258 205V206H259ZM135 206V205H134ZM142 206V205H141ZM150 206V205H149ZM174 206V205H173ZM175 206H177L176 204H175ZM196 206V205H195ZM227 206H229V204L227 205ZM229 206V207H230ZM178 207V206H177ZM188 207H189V205H188ZM193 207V206H192ZM197 207V206H196ZM213 207V206H212ZM227 208V209H225L226 211H228V209H230V208ZM260 208L262 207V209H263V206H259ZM259 207H257V208H259ZM215 208V207H214ZM135 209V208H134ZM133 209V210H134ZM151 208L149 207V208H146L143 212H141V214L138 216V218H137V221H138V227L140 228V230H142V228L143 227H145V225L146 224H149V223H151V219H150V217H151V215H153V213H151V211L152 210H154V209H152V210H150ZM174 209V208H173ZM178 209V208H177ZM203 209V208H202ZM261 209V210H262ZM183 210V209H182ZM199 210V209H198ZM214 210V209H213ZM253 210V209H252ZM258 210V209H257ZM261 210H259V211H261ZM188 211V210H187ZM193 211H194V208H193ZM234 211V212H233ZM255 211H256V209H255ZM176 212H179V210L178 211H176ZM175 212V213H176ZM198 212H200V211H198ZM202 212V211H201ZM207 212V211H206ZM223 212V214L224 213H226L225 211H222ZM229 213H230V211H228ZM261 212H263L262 213V215L264 214V210H262ZM172 213V212H171ZM196 212L194 211V214H195ZM231 213H230V215H231ZM252 213V214H251ZM173 214V213H172ZM179 214V213H178ZM177 214V216H179ZM190 214V213H189ZM200 214H202V213H200ZM222 214V215H223ZM260 214V213H259ZM182 215H183V212H182ZM185 215V214H184ZM212 215V214H211ZM215 215V214H214ZM221 215V213H220V217L222 216ZM226 215V214H225ZM224 215V216H225ZM228 216H229V214H227ZM231 215V216H232ZM255 215V214H254ZM261 215V214H260ZM172 216V215H171ZM190 216V215H189ZM189 216H187V218H189ZM185 217V216H184ZM202 217H204V215L202 216ZM230 217V216H229ZM228 217V218H229ZM262 217V216H261ZM124 218V217H123ZM174 218H175V216H174ZM180 218H181V216H180ZM179 218V219H180ZM199 218H200V215H199ZM231 219H232V217H230ZM230 218L229 219H227V220H230ZM260 218V217H259ZM263 221H261L260 219H259V221H261L262 222V224H260V225H264V215H263ZM261 218V219H262ZM169 219V218H168ZM170 219H171V217H170ZM176 219V218H175ZM191 219V218H190ZM198 219V218H197ZM244 219V220H245ZM255 219V218H254ZM124 220H126V219H124ZM234 220H235V218H234ZM233 219H232V221H234ZM175 221V220H174ZM199 221V220H198ZM197 221V222H198ZM231 220H230V223L231 224H233V222H232ZM247 221V220H246ZM251 221V220H250ZM178 222V221H177ZM217 222V221H216ZM253 222V221H252ZM258 222V221H257ZM154 223V222H153ZM194 223V221H192V220H186L185 221V225H184V231H185V235H187V234H191V233H193L194 234V227L196 226V224L194 225L193 224ZM229 223V224H230ZM235 223V222H234ZM255 223V222H254ZM260 223V222H259ZM124 224V223H123ZM127 224V223H126ZM172 224H173V222H172ZM176 224V223H175ZM181 224V223H180ZM241 224V223H240ZM137 225V224H136ZM169 225V224H168ZM171 225V224H170ZM242 225V224H241ZM245 225V224H244ZM248 225H249V223H248ZM247 225V226H248ZM252 225H253V223H252ZM255 225V224H254ZM260 225H258L259 227H262V226H260ZM123 226H125V225H123ZM231 226V225H230ZM255 226H257V225H255ZM258 226H257V228H258ZM116 227H118V225L116 226ZM115 227V228H116ZM120 227V226H119ZM122 227V226H121ZM172 227H175V226H172ZM233 227V226H232ZM254 227V226H253ZM125 228H127L128 229V227H125ZM183 228V227H182ZM119 229V228H118ZM121 229V228H120ZM123 229H124V227H123ZM126 229V230H127ZM130 229V228H129ZM180 229V228H179ZM230 229V228H229ZM255 229V228H254ZM263 229H264V227H263ZM263 229H261V230H258V231H261V233H262V230ZM125 230V229H124ZM123 230V231H124ZM126 230H125V232H123V233H126ZM133 230H135V229H133ZM143 230H145V228L143 229ZM142 230V231H143ZM149 230V229H148ZM152 230V229H151ZM159 230V229H158ZM182 230V229H181ZM198 230H199V228H198ZM232 230H233V228H232ZM240 229H238V231H239ZM129 231V230H128ZM155 231V230H154ZM194 231V232H193ZM200 231V230H199ZM227 231L228 230H226V228H224V227H222L221 225H218V224H216L215 226H214V228H213V233L214 232H216V233H218L219 235H220V239L222 240V242L223 243H225V245L227 246L229 243H230V235L227 233ZM236 231V230H235ZM257 231V232H258ZM118 232V231H117ZM152 232V231H151ZM177 232H178V230H177ZM247 232H249V230L247 231ZM148 233H149V231H148ZM241 233V232H240ZM239 233V234H240ZM243 233V232H242ZM245 233H246V231H245ZM244 233V235H246ZM251 233V232H250ZM259 233V232H258ZM257 233V234H258ZM120 234V230H119V233H118V235ZM131 234V233H130ZM129 234V235H130ZM144 234V233H143ZM168 234V233H167ZM197 234V233H196ZM208 234V233H207ZM252 234V233H251ZM250 234V235H251ZM117 235V234H116ZM122 235H124V234H122ZM125 235H127V234H125ZM125 235H124V237H125ZM135 234L133 233V236H134ZM146 235H147V233H146ZM172 235V234H171ZM243 235V234H242ZM248 235V234H247ZM253 235V234H252ZM251 235V236H252ZM263 235H264V233H263ZM144 236V235H143ZM142 236V237H143ZM181 236V235H180ZM196 236V235H195ZM195 236H194V238H195ZM234 236V235H233ZM238 236V235H237ZM123 237V238H124ZM148 237V236H147ZM155 237V236H154ZM169 237V236H168ZM185 237V236H184ZM198 237V236H197ZM232 237V236H231ZM261 237V236H260ZM262 237H264V236H262ZM130 238V237H129ZM131 238H132V236H131ZM130 238V239H131ZM135 238V237H134ZM150 238V237H149ZM162 238V237H161ZM170 238V237H169ZM169 238H167V239H169ZM192 238V237H191ZM235 238V237H234ZM238 238H239V236H238ZM240 238H242V237H240ZM239 238V239H240ZM243 238H244V236H243ZM249 238V236H247V238L246 239H248ZM145 239V238H144ZM172 239L173 238H171V240L170 241H172ZM175 239V238H174ZM178 239V238H177ZM245 239V238H244ZM250 239H252V238H250ZM257 239V238H256ZM113 240H114V238H113ZM122 240V239H121ZM127 240H128V237H127ZM126 240V241H127ZM143 240V239H142ZM142 240H140L141 242H142ZM232 240V239H231ZM254 240V239H253ZM259 240V239H258ZM123 241V240H122ZM130 241V240H129ZM134 241V240H133ZM148 241H149V239H148ZM147 241V242H148ZM175 241V240H174ZM180 241V240H179ZM178 241V242H179ZM198 241V240H197ZM215 241V240H214ZM237 241V240H236ZM239 241V240H238ZM241 242H242V240H240ZM248 241H249V239H248ZM251 241V240H250ZM255 241V240H254ZM113 242H115V241H113ZM120 242V241H119ZM132 242V241H131ZM136 242V241H135ZM144 242H145V240H144ZM168 242V241H167ZM189 242V241H188ZM229 242V243H228ZM251 242H253V241H251ZM256 242V241H255ZM127 243H128V241H127ZM160 243V242H159ZM172 243H175L176 244V242H173L172 241ZM193 243V242H192ZM232 243H233V241H232ZM248 243V242H247ZM254 243V242H253ZM260 243H262V242H260ZM134 244V243H133ZM132 244V245H133ZM136 244V243H135ZM147 244V243H146ZM158 244V243H157ZM163 244H164V242H163ZM166 244V243H165ZM175 244H174V246H175ZM186 244V243H185ZM197 244H199V243H197ZM236 244L238 245V243L236 242ZM242 244V243H241ZM241 244H239V245H241ZM173 245V244H172ZM178 245H180V244H178ZM182 245V244H181ZM243 245V244H242ZM261 245H263L262 247H263V249H264V240H263V243L262 244H260V249H261ZM114 246V245H113ZM128 246V245H127ZM148 246V245H147ZM161 246V245H160ZM188 246H191V244L190 245H188ZM198 246V245H197ZM230 246V245H229ZM244 246H245V244H244ZM121 247H123V244H122V246ZM142 247V246H141ZM155 247V246H154ZM193 247V246H192ZM240 247V246H239ZM247 247H248V245H247ZM250 247V246H249ZM115 248V247H114ZM152 248V247H151ZM165 248V247H164ZM225 248V247H224ZM227 248V247H226ZM225 248V249H226ZM236 248V247H235ZM118 249V248H117ZM119 249H121L120 247H119ZM132 249V248H131ZM130 249V250H131ZM143 249H145V248H143ZM157 249H158V247H157ZM162 250H163V247L161 248ZM173 249V248H172ZM178 249V248H177ZM182 249H183V247H182ZM195 249V248H194ZM230 249V248H229ZM242 249V248H241ZM251 249V248H250ZM256 249V248H255ZM136 250V249H135ZM155 250V249H154ZM167 250V249H166ZM220 250V249H219ZM231 250V249H230ZM235 250V249H234ZM238 250V249H237ZM246 250H247V248H246ZM262 250V249H261ZM132 251V250H131ZM146 251H147V249H146ZM155 251H157V250H155ZM169 250H167V252H168ZM184 251V250H183ZM187 251V250H186ZM200 251H201V249H200ZM214 251V250H213ZM225 251V250H224ZM228 251V250H227ZM253 251V250H252ZM114 252V251H113ZM161 252V251H160ZM171 252V251H170ZM197 252V251H196ZM215 252V251H214ZM230 253H231V251H229ZM228 252V253H229ZM249 251H247V253H248ZM118 254H119V252H117ZM128 253V252H127ZM130 253V252H129ZM138 253V252H137ZM154 253V252H153ZM159 253V252H158ZM198 253V252H197ZM246 253V252H245ZM258 253H259V251H258ZM262 253H264L263 251H262ZM116 254V253H115ZM144 254V253H143ZM151 254V253H150ZM211 254H212V252H211ZM214 254V253H213ZM212 254V255H213ZM225 254V253H224ZM227 254V253H226ZM233 254V253H232ZM260 255H261V253H259ZM258 254V255H259ZM111 255V254H110ZM126 255V254H125ZM146 255V254H145ZM154 255V254H153ZM155 255H156V253H155ZM164 255V254H163ZM166 255V254H165ZM203 255H205V253L203 254ZM209 255V254H208ZM230 255V254H229ZM236 255V254H235ZM240 255V254H239ZM248 255H250V254H248ZM252 255V254H251ZM250 255V256H251ZM253 255L255 256V255H257V254H254L253 253ZM118 256V255H117ZM127 256V255H126ZM140 257V255H138L137 254V256L136 257ZM158 256H159V254H158ZM181 256H182V254H181ZM186 259H188V261H189V259H190V264H199V261H198V259L196 258H194V256H193V254H191L190 252H186V253H184V255H183ZM209 256H211V255H209ZM217 256V255H216ZM219 256V255H218ZM246 256H247V254H246ZM262 257L261 258H263V255H261ZM108 257V256H107ZM110 257V256H109ZM138 257V258H139ZM145 257V256H144ZM148 256H146V258H147ZM149 257H150V255H149ZM161 257V256H160ZM159 257V258H160ZM171 257V256H170ZM205 257V256H204ZM208 257V256H207ZM221 257V256H220ZM228 257V256H227ZM230 257V256H229ZM257 258H260V257H258V256H256ZM131 258V257H130ZM135 258V257H134ZM133 258V259H134ZM158 258V259H159ZM179 259H180V257H178ZM184 258V259H185ZM211 258V257H210ZM213 258H214V256H213ZM211 259V260H214V264H215V259ZM216 258V257H215ZM226 258V257H225ZM254 258V257H253ZM106 259H108V258H106ZM123 259V258H122ZM128 259V258H127ZM132 259V260H133ZM136 259V258H135ZM144 259V258H143ZM148 259V258H147ZM153 259V258H152ZM157 259V260H158ZM162 259V258H161ZM178 259V260H179ZM203 259V258H202ZM222 259V258H221ZM224 259V258H223ZM115 260V259H114ZM137 260V259H136ZM136 260H134V261H136ZM145 260V259H144ZM143 260V261H144ZM154 260V259H153ZM207 260V259H206ZM228 260V259H227ZM230 260H231V257H230ZM234 260H235V258H234ZM245 260V259H244ZM253 260V259H252ZM122 261V260H121ZM150 261H152V260H150ZM161 261V260H160ZM164 261V260H163ZM175 261H176V259H175ZM223 262V260H220V262ZM236 261V260H235ZM250 261V260H249ZM261 261H262V259H261ZM264 261V260H263ZM118 262H119V260H118ZM132 262V261H131ZM157 262V261H156ZM166 262H167V259H166ZM165 262V263H166ZM174 261H172L170 264H172ZM203 262V261H202ZM221 262V263H222ZM225 262V261H224ZM227 262V261H226ZM226 262H225V264H226ZM254 262H256V260L254 261ZM257 262H259L258 260H257ZM107 263V262H106ZM116 262H114V264H115ZM127 263V262H126ZM144 263V262H143ZM150 263V262H149ZM205 263V262H204ZM209 263V262H208ZM218 263V262H217ZM232 263V262H231ZM238 263V262H237ZM236 263V264H237ZM260 263V262H259ZM136 264V263H135ZM138 264V263H137ZM168 264V263H167ZM224 264V263H223ZM234 264V263H233ZM242 264V263H241Z\"/></svg>",
    "mask_w": 264,
    "mask_h": 264
}]
</instances>
